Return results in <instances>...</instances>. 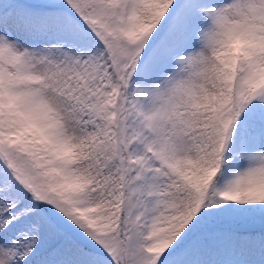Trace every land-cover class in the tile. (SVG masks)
I'll return each instance as SVG.
<instances>
[{"label": "snow or ice", "instance_id": "obj_1", "mask_svg": "<svg viewBox=\"0 0 264 264\" xmlns=\"http://www.w3.org/2000/svg\"><path fill=\"white\" fill-rule=\"evenodd\" d=\"M0 264H264V0H0Z\"/></svg>", "mask_w": 264, "mask_h": 264}]
</instances>
